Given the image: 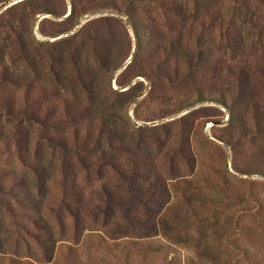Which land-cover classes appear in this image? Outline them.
I'll use <instances>...</instances> for the list:
<instances>
[{"label": "rangeland", "instance_id": "rangeland-1", "mask_svg": "<svg viewBox=\"0 0 264 264\" xmlns=\"http://www.w3.org/2000/svg\"><path fill=\"white\" fill-rule=\"evenodd\" d=\"M0 264H264V0H0Z\"/></svg>", "mask_w": 264, "mask_h": 264}, {"label": "trees", "instance_id": "trees-1", "mask_svg": "<svg viewBox=\"0 0 264 264\" xmlns=\"http://www.w3.org/2000/svg\"><path fill=\"white\" fill-rule=\"evenodd\" d=\"M132 23V28L134 29V32L136 33V36H137V25H136V23H134L133 21L131 22Z\"/></svg>", "mask_w": 264, "mask_h": 264}]
</instances>
